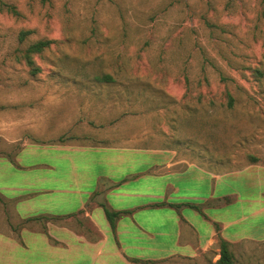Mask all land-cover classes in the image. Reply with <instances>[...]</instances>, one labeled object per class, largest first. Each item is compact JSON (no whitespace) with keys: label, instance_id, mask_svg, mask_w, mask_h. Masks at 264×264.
Instances as JSON below:
<instances>
[{"label":"rangeland","instance_id":"obj_1","mask_svg":"<svg viewBox=\"0 0 264 264\" xmlns=\"http://www.w3.org/2000/svg\"><path fill=\"white\" fill-rule=\"evenodd\" d=\"M40 40L50 45L28 65ZM108 123L149 128L140 137L160 155L263 148L264 0H0V196L13 199L0 197V264H94L92 246L50 243L70 235L63 222L28 219L74 209L45 192L68 182L41 181L67 177L49 149L58 135L93 144L76 136ZM112 249L95 264H125ZM154 254L167 259L158 264L216 259Z\"/></svg>","mask_w":264,"mask_h":264},{"label":"crops","instance_id":"obj_2","mask_svg":"<svg viewBox=\"0 0 264 264\" xmlns=\"http://www.w3.org/2000/svg\"><path fill=\"white\" fill-rule=\"evenodd\" d=\"M111 124L75 135L97 141L93 144L59 141L49 146L56 160L64 163L67 177L43 174L41 181L68 184L45 192L58 193L59 200L74 207L61 214L64 225H57L70 235H49L53 246L66 252L81 244L92 246L94 264L103 255H112L111 247L125 264L167 260L152 258L156 252L196 258L209 251L216 257L214 264L221 238L229 243L234 264H264V144L263 148L254 144L251 155L168 150L160 155L161 147L144 144L145 138L154 143L153 137H140L149 128L129 134L126 125ZM26 184L21 190H28ZM101 205L121 213L114 228ZM257 255L262 259L256 260Z\"/></svg>","mask_w":264,"mask_h":264},{"label":"trees","instance_id":"obj_3","mask_svg":"<svg viewBox=\"0 0 264 264\" xmlns=\"http://www.w3.org/2000/svg\"><path fill=\"white\" fill-rule=\"evenodd\" d=\"M29 31H22L20 34V38L19 40H23V38L29 34ZM50 45V41L47 40H40L37 42H34L33 44H31L24 52L23 58L25 60V62L28 65H32V60H31V56L35 55V54H40L44 49L48 48ZM105 80H112L111 77L109 76H105L104 77ZM59 141H63V137H60ZM0 203H1V199H0ZM104 208V205H101ZM193 208H196V206H192ZM104 212H105V216L107 218V220L110 223V226L112 228H114V224L115 221L118 219V217L121 215L120 212H111L108 211L106 208H104ZM61 220V218H55V217H46V216H41V217H33V218H29V221H33V220ZM218 247H219V258L218 260L214 263V264H234V257L232 255V253L230 252L229 249V243L221 238H219L218 241ZM135 262H141L139 260H135Z\"/></svg>","mask_w":264,"mask_h":264}]
</instances>
